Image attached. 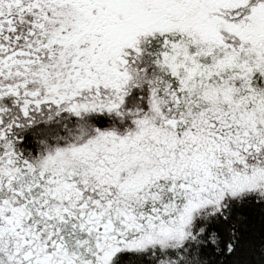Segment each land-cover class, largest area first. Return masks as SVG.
Returning <instances> with one entry per match:
<instances>
[{"label": "snow or ice", "instance_id": "1", "mask_svg": "<svg viewBox=\"0 0 264 264\" xmlns=\"http://www.w3.org/2000/svg\"><path fill=\"white\" fill-rule=\"evenodd\" d=\"M0 264H264V0H0Z\"/></svg>", "mask_w": 264, "mask_h": 264}]
</instances>
